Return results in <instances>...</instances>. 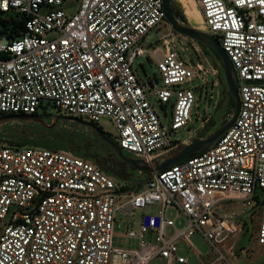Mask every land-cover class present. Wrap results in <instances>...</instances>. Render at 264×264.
Returning a JSON list of instances; mask_svg holds the SVG:
<instances>
[{
	"label": "built area",
	"instance_id": "built-area-1",
	"mask_svg": "<svg viewBox=\"0 0 264 264\" xmlns=\"http://www.w3.org/2000/svg\"><path fill=\"white\" fill-rule=\"evenodd\" d=\"M71 1L0 0V14L24 24L18 37L0 35V117L38 115L49 103L100 128L106 118L116 130L110 138L146 160L184 143L173 134L190 124L203 93L185 85L206 84L207 73L192 56L183 60L173 39L162 35L163 48L146 47L152 29L167 22L164 0ZM198 7L232 61L240 97L233 126L130 191L72 152L0 142V264L187 263L179 243L194 234L223 257L218 245L243 230L218 211L230 200L258 207L264 245V0H198ZM141 57L156 62L159 78L139 76ZM168 108L170 127L161 117ZM148 207L159 211L127 233L138 248L116 247L117 214ZM168 209L186 221L170 236L176 218Z\"/></svg>",
	"mask_w": 264,
	"mask_h": 264
},
{
	"label": "rangeland",
	"instance_id": "rangeland-1",
	"mask_svg": "<svg viewBox=\"0 0 264 264\" xmlns=\"http://www.w3.org/2000/svg\"><path fill=\"white\" fill-rule=\"evenodd\" d=\"M76 2L77 0L71 1L69 6L76 4ZM172 2L174 4L172 7L174 15L181 24L206 31L201 21L202 19L200 18L198 0H172ZM173 32L168 22L162 23L159 25V29H152L148 34L145 42L147 44L146 47L158 39H161L159 47H162L164 43L161 37L162 35L165 36L166 40H175L174 46L179 51L183 60L190 61L192 58L193 60L201 61L200 64L203 67L202 69L207 73V83H203L201 79H195V81L185 85V87H203V93L198 94L199 104L194 107L193 118L190 124L173 134L174 139H178L184 143L173 150L167 151V153L161 155V157L176 155L185 144L190 143L194 138H206L210 136L222 127L232 117L234 112V109L229 110L225 103V94L228 93V87L221 63L211 55L206 54L203 47L196 41L186 38L181 34L175 35ZM181 43H186V48L191 54V58L183 51ZM134 68L144 80L149 77H154L155 75L158 78L160 77L156 62L147 57L137 58L134 63ZM47 107V111L44 112L40 110L38 115L49 124L53 122L56 116H64L57 113L52 104L48 103ZM216 107L218 110L214 114ZM161 117L163 123L167 127H170L171 109H167V114L165 116L161 113ZM211 122H213V124ZM86 123L87 122L83 120L76 121L60 118L57 124L53 128H50L34 121L6 119L0 121V142L33 144L52 149L65 150L77 156L87 158L101 166L98 157H114L113 154H109L113 149L102 141L98 140L97 142V136L94 134L93 128ZM100 126L108 136L112 137L116 135L115 127L108 119H102ZM187 140H189V142L186 143ZM71 141L79 144L91 141L95 143V146L91 152L85 156L73 151ZM91 153L95 154V157H92ZM124 154L128 157H133V155L127 152H124ZM110 163L114 171H108V173L113 176L124 189L130 191L133 188L141 186L139 181L146 176L143 172H140L131 164L125 163L123 160L117 159L116 157L114 161ZM220 205L218 209L219 213L224 217L231 216L236 218L237 223L242 224L243 229L241 232L238 230L239 233L236 236H232L225 243L218 245L223 257H221V254L216 252L200 234H194L190 237L189 241L183 240L179 243V254L187 257V263L169 262L165 258L158 257L153 260L152 264H264V245L259 244L257 240L260 225L258 207L248 208L244 206L241 201L237 200L224 201ZM158 211L159 207H154V210L148 207L146 209L137 210L132 216L118 213L115 226V246L122 248H138L139 241L135 238H130L127 233L133 228L139 229V223L144 214H156ZM166 214L171 218H176V227L167 229V235L170 236L174 234L177 229L183 227L186 221L183 216L174 209H168ZM150 238L151 236L147 234L145 240L148 241ZM153 239L154 238H152V240Z\"/></svg>",
	"mask_w": 264,
	"mask_h": 264
},
{
	"label": "water",
	"instance_id": "water-1",
	"mask_svg": "<svg viewBox=\"0 0 264 264\" xmlns=\"http://www.w3.org/2000/svg\"><path fill=\"white\" fill-rule=\"evenodd\" d=\"M164 4H165L167 22L171 25L174 31L173 33L175 35L181 34L186 38H190L196 41L198 44H203L216 54V57L222 64L225 81L228 87V94L231 95L232 98L234 99L235 107L232 117L222 127H220L217 131L212 133L210 136L206 138L192 139L190 143L185 144L184 147L176 155H169L166 157L157 156L150 160H146L144 158H138L135 156L133 157L126 156L124 154V151L117 144V142H115L112 138H110L102 128L87 122L86 124L91 126L99 134L102 140L110 144L113 151L121 160H123L125 163L131 164L137 170L143 172L146 175L144 179L139 181L141 185H144L146 181L153 175L154 172L156 171L158 172L162 169L168 168L172 165L182 162L187 158H189L190 156L194 155L195 153L207 149L209 146L215 143V141H217L219 137L222 136L229 128H231V126H233L240 111V97L238 92V85L234 76L232 61L230 60L229 56L223 49L217 37L208 33L207 31H202L198 28L181 24L174 15L172 9V0H164ZM160 44H161V39H158L154 43H151L149 47L152 48ZM181 47L183 51L190 57L191 54L186 48V45L181 43ZM255 83H261V82L256 81ZM197 91L198 90L196 89V92ZM217 110L218 109L216 107L214 114L217 112ZM60 118L82 121L74 117L56 116L53 122L49 124L39 115H28V114L6 115L0 117V121L6 119H10V120L17 119L20 121H34V122L42 123L46 127L53 128L57 124ZM73 143L74 141H71V144Z\"/></svg>",
	"mask_w": 264,
	"mask_h": 264
},
{
	"label": "trees",
	"instance_id": "trees-1",
	"mask_svg": "<svg viewBox=\"0 0 264 264\" xmlns=\"http://www.w3.org/2000/svg\"><path fill=\"white\" fill-rule=\"evenodd\" d=\"M173 5L174 4L172 2V7H173ZM23 31H24V24H23V22L21 20H18L16 17L11 16V15H2V14H0V35H5V36H8L10 38H15V37L20 36ZM200 45L203 47V50H204V52L206 54L211 55L213 58H215L216 60H218V58L216 57V55L214 56L212 54L211 50L207 46H205L203 44H200ZM225 95H226V101H225V103L227 104V108L229 110L230 109L231 110L234 109V107H235L234 99L228 93H226ZM219 108H220V105H219ZM211 123L213 124V122H211ZM201 151H199V152H197L195 154H198Z\"/></svg>",
	"mask_w": 264,
	"mask_h": 264
},
{
	"label": "flooded vegetation",
	"instance_id": "flooded-vegetation-1",
	"mask_svg": "<svg viewBox=\"0 0 264 264\" xmlns=\"http://www.w3.org/2000/svg\"><path fill=\"white\" fill-rule=\"evenodd\" d=\"M212 52V51H211ZM212 54L215 56L216 54L214 52H212ZM37 115V114H36ZM40 116V115H39ZM42 124V123H40ZM43 125V124H42ZM45 126V125H43ZM46 127V126H45ZM94 131V134L97 136L96 137V140L98 142L99 141H102L104 143H106L107 146L111 147L109 143H107L106 141L102 140L99 136V134L93 129ZM72 145V149L73 151H75L76 153H79V154H82V155H85L87 156V154L89 152H91V150L94 148L95 146V143H92L91 141H87V142H84L83 144H79V143H73L71 144ZM112 148V147H111ZM109 154H113L114 157L112 156H109V157H98V160H99V163L101 164V167L105 170V171H111L113 172L114 171V168L113 166L111 165L110 162H113L114 161V158L116 157L117 159L119 158L116 153L112 150L111 152H109ZM91 156L92 157H95V154L91 153ZM120 159V158H119Z\"/></svg>",
	"mask_w": 264,
	"mask_h": 264
},
{
	"label": "crops",
	"instance_id": "crops-1",
	"mask_svg": "<svg viewBox=\"0 0 264 264\" xmlns=\"http://www.w3.org/2000/svg\"><path fill=\"white\" fill-rule=\"evenodd\" d=\"M163 48V47H162ZM163 52H164V49H163ZM191 140V139H190ZM189 142V140L186 141V143Z\"/></svg>",
	"mask_w": 264,
	"mask_h": 264
},
{
	"label": "bare ground",
	"instance_id": "bare-ground-1",
	"mask_svg": "<svg viewBox=\"0 0 264 264\" xmlns=\"http://www.w3.org/2000/svg\"><path fill=\"white\" fill-rule=\"evenodd\" d=\"M200 15H201V13H200ZM200 18L202 19V16ZM201 21L203 22V19Z\"/></svg>",
	"mask_w": 264,
	"mask_h": 264
}]
</instances>
